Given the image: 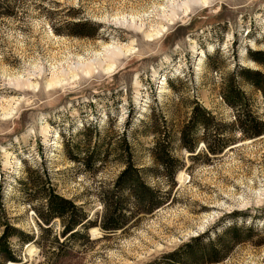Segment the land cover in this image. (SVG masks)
Wrapping results in <instances>:
<instances>
[{
    "label": "rangeland",
    "instance_id": "374dc122",
    "mask_svg": "<svg viewBox=\"0 0 264 264\" xmlns=\"http://www.w3.org/2000/svg\"><path fill=\"white\" fill-rule=\"evenodd\" d=\"M200 1L206 3L0 0L2 222L33 236L22 246L11 239L19 263L4 264H148L204 234L176 262L192 264L210 249L220 254L226 239L215 244L214 236L232 224L249 239L209 264H264V133L244 136L235 125L238 112L222 99L233 78L250 114L264 122L262 93L238 74L246 68L264 75L248 55L264 51V0ZM196 105L214 118L210 133L216 128L228 143L222 152L206 150L207 131L200 127L189 139L193 151L182 144ZM93 123L98 132L82 143V127ZM122 139L137 167L149 169V188L170 192L169 201L124 229L109 233L96 225L86 236L54 244V238L64 240L63 222L53 219L42 225L49 232L41 231L33 209L46 199L27 198L18 178L42 163L57 195L81 206L88 218L99 215L100 190L113 185L124 165L111 154L91 174L69 152L75 143L83 152ZM162 139L182 165L172 189L155 159Z\"/></svg>",
    "mask_w": 264,
    "mask_h": 264
},
{
    "label": "trees",
    "instance_id": "16d2710c",
    "mask_svg": "<svg viewBox=\"0 0 264 264\" xmlns=\"http://www.w3.org/2000/svg\"><path fill=\"white\" fill-rule=\"evenodd\" d=\"M78 23L75 25L76 27L87 25ZM248 55L249 59L255 64L264 67V51L250 50L248 51ZM238 74L241 79L259 90L264 97V75L260 71L242 68L239 69ZM222 99L227 105L236 109L238 112L235 125L237 126L239 124L237 129L244 136L256 137L264 133V122L259 121V119L250 114L247 108V100L233 78H229L226 86H224ZM213 120L214 118L210 112L199 106L196 105L192 109L189 123L181 136V142L186 150H194L195 145H190L191 141L189 139L191 134L193 132L195 133L199 127L203 131H207L203 141L208 152L217 154L225 149L228 143L224 140V137H220L217 129L214 128L213 134L209 131L210 126L213 125ZM97 127L98 124L96 123L82 127L79 133L82 136V143L86 142L87 145L89 144L93 133L96 134L98 132ZM169 145L167 140L164 139L157 142L155 148L157 157L155 159L163 167L162 170L166 173L172 189L175 185L173 181L174 172L182 165L171 156ZM73 149L75 153L73 151L71 153L69 152V159L79 163L80 166L84 167L85 171L91 174L98 173L99 168L110 158L109 156L111 154L115 157L112 159L124 165V169L117 176L111 187H108V189L102 187L98 199L104 210L99 215L94 213L90 218H88L89 216L85 211L81 210V206H77L71 200H66L55 193V189L51 186L50 179L46 173V168L44 167L45 170L43 169L42 163L32 169L27 168V170L25 169L23 171L22 176L17 180L22 194L27 198L33 195L36 197L39 195L46 199V202L41 203L39 207L33 209L37 219L40 221L36 222L38 228L41 231L49 232L48 228H42V225H49L56 218L63 222V230L60 236L64 240L58 242L54 238V244L62 246L64 241H68L70 238L86 236L82 233L87 232L88 228L95 227L96 225L104 232L109 233L124 229L129 223L133 224L139 215L153 213L169 201L170 192L163 194L158 189L149 188L145 182V177L149 169L137 167L134 151L126 140L122 139L115 146L110 144L105 148L98 146L92 149L86 146L85 149L83 148V152L80 149V144L75 143L73 144ZM29 172L30 175L28 176ZM2 182L3 175H0V186ZM2 204V200H0V227H4V231L0 236V259H3V262H0V264H4L5 262L19 263V260L16 258V251H13L10 240L15 239L22 246L33 242V236L13 227L8 220L2 222L3 215H5ZM238 232L239 228L237 226L234 224L229 225L219 235L214 236L215 244H222V240L226 239L223 251L219 250V254L215 249H210L207 256H198L192 264H209L221 260L229 252L230 248H232L231 245L249 239L248 237L239 236ZM202 235L192 238L189 242L182 244V246L174 251L148 264H166L167 261L175 264L176 262L179 263L202 240ZM211 243H214V241ZM211 243H208L210 248Z\"/></svg>",
    "mask_w": 264,
    "mask_h": 264
},
{
    "label": "bare ground",
    "instance_id": "6f19581e",
    "mask_svg": "<svg viewBox=\"0 0 264 264\" xmlns=\"http://www.w3.org/2000/svg\"><path fill=\"white\" fill-rule=\"evenodd\" d=\"M189 1H194L195 3H203V4L206 3L205 1L201 2L200 0H189ZM107 51H108V52H112V54L115 55V56L118 55V53L111 51L110 48H107ZM111 68H112V67H109L106 71L110 70ZM85 70H86V73H87V74L90 73V71H89V70H90L89 67H86ZM178 178H179V179H183V178H184V175H183L182 173H180V174L178 175Z\"/></svg>",
    "mask_w": 264,
    "mask_h": 264
}]
</instances>
